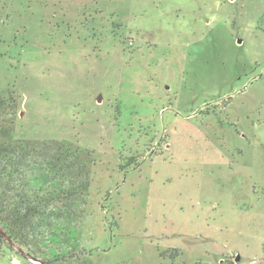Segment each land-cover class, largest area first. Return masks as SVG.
<instances>
[{"label":"rangeland","instance_id":"rangeland-1","mask_svg":"<svg viewBox=\"0 0 264 264\" xmlns=\"http://www.w3.org/2000/svg\"><path fill=\"white\" fill-rule=\"evenodd\" d=\"M53 140L94 162L42 260L264 264V0H0V147Z\"/></svg>","mask_w":264,"mask_h":264},{"label":"trees","instance_id":"trees-1","mask_svg":"<svg viewBox=\"0 0 264 264\" xmlns=\"http://www.w3.org/2000/svg\"><path fill=\"white\" fill-rule=\"evenodd\" d=\"M36 157H39L41 164L52 174L51 180L55 182L61 176L62 181L55 183L53 190H50L51 186L44 189L42 187L44 180L38 181L28 173L27 169L32 166L31 163H39L38 159L31 162V159ZM93 162L91 153L80 145L65 144L57 140L38 147L27 143L11 145L8 142L0 147L1 226L5 231H9L8 235L13 243L25 245L27 255L42 260L36 251L29 248L27 234L36 233L38 227L50 221L49 207L54 205L57 199L68 202L75 195L87 193ZM74 179H79L80 182L75 184ZM65 180L68 183L66 189ZM34 181L41 187L38 189L33 187ZM42 261L50 264L54 258L52 261Z\"/></svg>","mask_w":264,"mask_h":264},{"label":"water","instance_id":"water-1","mask_svg":"<svg viewBox=\"0 0 264 264\" xmlns=\"http://www.w3.org/2000/svg\"><path fill=\"white\" fill-rule=\"evenodd\" d=\"M241 42V41H240ZM99 100H101V97L99 98ZM0 237L2 238H5L7 239L9 242H13L12 239L9 237V235L7 234V232L5 231V229L0 225ZM20 251L25 254L29 259L33 260V261H36L40 264H46L45 262L41 261V260H38L36 259L35 257L33 256H29L27 255L26 252H24L23 250L20 249ZM240 258L238 257L237 260H239Z\"/></svg>","mask_w":264,"mask_h":264},{"label":"built area","instance_id":"built-area-1","mask_svg":"<svg viewBox=\"0 0 264 264\" xmlns=\"http://www.w3.org/2000/svg\"><path fill=\"white\" fill-rule=\"evenodd\" d=\"M8 264H20V261L17 258H12Z\"/></svg>","mask_w":264,"mask_h":264}]
</instances>
